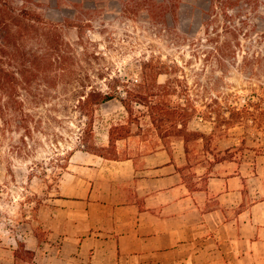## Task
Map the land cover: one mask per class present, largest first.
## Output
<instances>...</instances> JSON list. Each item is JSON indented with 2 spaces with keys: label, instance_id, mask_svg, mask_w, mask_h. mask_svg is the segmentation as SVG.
I'll return each mask as SVG.
<instances>
[{
  "label": "rangeland",
  "instance_id": "obj_1",
  "mask_svg": "<svg viewBox=\"0 0 264 264\" xmlns=\"http://www.w3.org/2000/svg\"><path fill=\"white\" fill-rule=\"evenodd\" d=\"M211 2L0 0L13 9L10 16L24 7L42 19L44 32L52 27L53 44L72 58L66 61L72 88L75 78L88 76L105 89L112 84L122 97L126 89L132 92L137 101H129L131 116L117 99L95 112L97 146L111 125L130 121V144L184 147L190 170L244 157L255 166V157L264 154V0H237L226 10L212 8ZM72 22L85 25L82 39L88 56ZM19 37L11 42H21L20 50L48 48L45 41ZM157 63L166 66L160 71L166 73L155 72ZM99 74L104 77L99 79ZM61 90L59 83L46 105L30 110L41 121L40 131L23 136L22 130L0 120V248L9 249L20 240L16 253L26 259L31 254L21 240L32 231L43 237L38 230L52 210L47 199L56 194L67 171L60 167L66 165L60 158L80 145L78 125L85 118L73 102L72 110L66 108L71 104L63 102ZM146 100L157 109L168 108L160 127L153 126ZM253 103L262 112L261 121L229 118L232 108L253 111Z\"/></svg>",
  "mask_w": 264,
  "mask_h": 264
},
{
  "label": "crops",
  "instance_id": "obj_2",
  "mask_svg": "<svg viewBox=\"0 0 264 264\" xmlns=\"http://www.w3.org/2000/svg\"><path fill=\"white\" fill-rule=\"evenodd\" d=\"M131 137L117 158L73 151L31 258L15 240L0 264H264V154L190 170L184 147Z\"/></svg>",
  "mask_w": 264,
  "mask_h": 264
},
{
  "label": "trees",
  "instance_id": "obj_3",
  "mask_svg": "<svg viewBox=\"0 0 264 264\" xmlns=\"http://www.w3.org/2000/svg\"><path fill=\"white\" fill-rule=\"evenodd\" d=\"M235 1L237 0H212L211 7L223 10L232 9L234 3H236ZM18 9V17L16 15L10 16V11L13 9L5 8V5L0 4V120L7 127L11 126L22 130L23 136L30 135L34 130L40 131L41 121L36 120L35 115L30 110L37 107L38 104L46 105L47 99L50 97V90L57 89L60 83L62 90L59 91V94H63V102L67 104L69 101L71 104L66 108L72 110L73 102L74 110L79 112L81 118H85L78 125L79 135L77 139L80 145L75 149L66 151L65 156L60 158L66 165L60 167L66 169L70 155L78 149L103 157L117 158L116 140L126 138L131 134L130 121L125 124L111 125L108 128V147H101L93 141L95 135L93 128L94 114L101 104L117 99L128 115L131 116L132 109L129 101H137L131 98L132 92L126 89V96L122 97L112 84L108 83L107 89H105L96 80H90L88 76L87 80L75 78L72 88V70L68 68L66 62L70 59L72 61V58L64 50L59 49L58 43L53 44L54 40H51L49 34L52 27L50 30L47 29L49 30L47 34V31L44 32L41 25L42 19L37 14L24 7ZM7 14L9 17L6 21ZM69 25L76 28L80 39L78 44L83 49L84 56H88L82 39L85 25L74 22L69 23ZM54 27L56 28V26ZM38 28L42 29L41 34L37 33V31L39 32ZM17 36L24 39V42H28V39L37 43L45 41L43 46H48V48L40 52L30 49L20 50L21 42H11L12 38L14 39ZM145 67L143 66L144 70ZM154 67L157 74L166 73L160 72L166 67L164 64L157 63ZM96 77L102 79L104 76L99 74ZM151 95L148 97H151ZM54 97L58 98V96ZM143 104L150 110L153 126L160 127L164 121V115L168 113V108L157 109L149 100H146ZM253 105V109H256L257 112L248 108L235 107L230 110L229 118H248L261 121L262 112L259 108H256V103H253ZM227 123L230 124V122Z\"/></svg>",
  "mask_w": 264,
  "mask_h": 264
}]
</instances>
